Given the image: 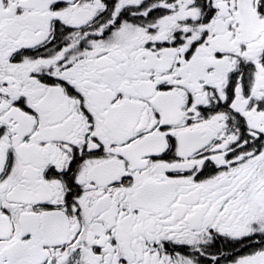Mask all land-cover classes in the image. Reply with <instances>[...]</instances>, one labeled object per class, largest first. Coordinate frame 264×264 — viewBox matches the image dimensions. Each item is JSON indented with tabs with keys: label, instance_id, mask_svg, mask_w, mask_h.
I'll list each match as a JSON object with an SVG mask.
<instances>
[{
	"label": "flooded vegetation",
	"instance_id": "1",
	"mask_svg": "<svg viewBox=\"0 0 264 264\" xmlns=\"http://www.w3.org/2000/svg\"><path fill=\"white\" fill-rule=\"evenodd\" d=\"M0 264H264V0H0Z\"/></svg>",
	"mask_w": 264,
	"mask_h": 264
}]
</instances>
